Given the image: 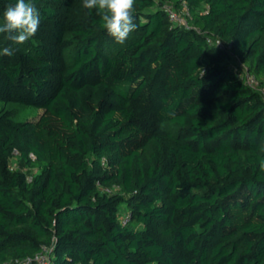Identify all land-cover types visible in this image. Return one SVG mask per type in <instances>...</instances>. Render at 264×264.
Here are the masks:
<instances>
[{
  "label": "trees",
  "instance_id": "16d2710c",
  "mask_svg": "<svg viewBox=\"0 0 264 264\" xmlns=\"http://www.w3.org/2000/svg\"><path fill=\"white\" fill-rule=\"evenodd\" d=\"M32 2L35 35L0 34V102L43 110L0 107V264H264V0H135L124 44L82 0Z\"/></svg>",
  "mask_w": 264,
  "mask_h": 264
},
{
  "label": "clouds",
  "instance_id": "9594fccd",
  "mask_svg": "<svg viewBox=\"0 0 264 264\" xmlns=\"http://www.w3.org/2000/svg\"><path fill=\"white\" fill-rule=\"evenodd\" d=\"M85 9H95L102 20V27L118 44H124L129 34L136 30L134 22L136 11L135 0H82ZM0 34L5 38L23 44L38 31L40 20L39 10L32 0H15L9 4L2 14ZM10 47L0 49V55L12 56ZM259 168L264 171V159L260 160Z\"/></svg>",
  "mask_w": 264,
  "mask_h": 264
},
{
  "label": "built area",
  "instance_id": "2783aa9c",
  "mask_svg": "<svg viewBox=\"0 0 264 264\" xmlns=\"http://www.w3.org/2000/svg\"><path fill=\"white\" fill-rule=\"evenodd\" d=\"M161 7L168 15L171 22L176 25L188 26V18L190 17L189 8L184 4L182 8H176L172 3L162 2ZM210 43H214L222 49H230L229 46H226L221 40L209 41ZM237 59V58H236ZM245 67V66H244ZM242 68V67H241ZM241 78L246 82L249 86L256 90H260L263 93V90L259 88V83L257 79L250 74L249 70L245 67L242 68ZM123 223L127 224L129 221V216L123 218ZM53 247L44 246L42 250L37 253L33 257L24 258L22 260H14L5 264H51L52 263V254Z\"/></svg>",
  "mask_w": 264,
  "mask_h": 264
},
{
  "label": "rangeland",
  "instance_id": "374dc122",
  "mask_svg": "<svg viewBox=\"0 0 264 264\" xmlns=\"http://www.w3.org/2000/svg\"><path fill=\"white\" fill-rule=\"evenodd\" d=\"M237 67L245 68L244 65L238 59L235 58V63L233 68L237 69ZM0 107H5L8 110H10V112L13 115V118L17 121L29 120L36 122L43 113V110L40 108L24 106L17 103L4 104L0 102ZM31 158L33 157L31 156ZM10 167L13 170H21L23 172H26L29 178L34 176L39 171L37 167L30 166L29 164H27L26 161L22 160L19 156H15L13 159L10 160ZM120 209H121V214L123 215L126 209L125 204H122Z\"/></svg>",
  "mask_w": 264,
  "mask_h": 264
}]
</instances>
